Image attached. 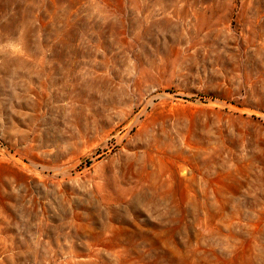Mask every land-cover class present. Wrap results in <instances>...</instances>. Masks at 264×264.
Masks as SVG:
<instances>
[{"label":"rangeland","instance_id":"obj_1","mask_svg":"<svg viewBox=\"0 0 264 264\" xmlns=\"http://www.w3.org/2000/svg\"><path fill=\"white\" fill-rule=\"evenodd\" d=\"M0 264H264V0H0Z\"/></svg>","mask_w":264,"mask_h":264}]
</instances>
